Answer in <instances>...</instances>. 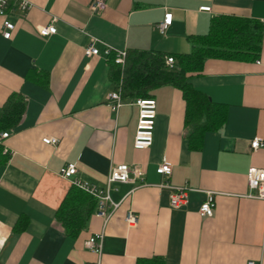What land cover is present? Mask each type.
<instances>
[{"label": "crops", "instance_id": "1", "mask_svg": "<svg viewBox=\"0 0 264 264\" xmlns=\"http://www.w3.org/2000/svg\"><path fill=\"white\" fill-rule=\"evenodd\" d=\"M22 1L30 10L13 0L0 14V117L16 96L25 101L17 127L0 130L9 134L0 145V264H264V202L247 197L248 171L264 169V148L251 149L255 138L264 141V0H107L100 14L91 13L92 0ZM167 13L172 25L161 33ZM220 17L262 27L258 56L208 60L190 75L192 88L215 104L211 119L200 120L201 139L182 92L172 85L154 90L153 144L136 150L139 108L124 97L117 112L109 108L116 85L105 50L187 55L193 38L208 35ZM6 21L15 26L10 40L2 36ZM52 25L57 33L43 38L39 32ZM90 45L98 56L86 57ZM164 161L169 178L157 173ZM68 164L77 166L72 180L101 189L119 165L144 175L113 184L118 209L106 227L96 202L73 238L57 221L77 189L59 174ZM164 184L190 189L188 204L172 209ZM208 193L215 212L201 217ZM128 212L138 217L135 228L125 222ZM103 232L99 256L87 242Z\"/></svg>", "mask_w": 264, "mask_h": 264}, {"label": "trees", "instance_id": "2", "mask_svg": "<svg viewBox=\"0 0 264 264\" xmlns=\"http://www.w3.org/2000/svg\"><path fill=\"white\" fill-rule=\"evenodd\" d=\"M261 37L262 27L256 22L220 17L212 21L208 35L193 38L190 54L132 51L127 53L124 68L116 65L112 56L109 75L116 88L122 82V95L131 100L149 99L151 93L162 86L172 85L177 88L189 103V122L199 126L194 134L199 135L197 139H201L206 125L201 127L200 120L203 116L211 119L215 104L192 88L190 75L202 72L208 60L254 59L260 52ZM167 57L175 61L172 68L166 65ZM24 107L25 101L21 96L9 101L0 117V130L16 128L22 119ZM195 140H192V146L198 148L201 142ZM1 152L0 148V165L3 158ZM95 205L96 201L92 197L72 188L57 212V221L69 236L75 238L84 229L86 216L89 217Z\"/></svg>", "mask_w": 264, "mask_h": 264}, {"label": "built area", "instance_id": "3", "mask_svg": "<svg viewBox=\"0 0 264 264\" xmlns=\"http://www.w3.org/2000/svg\"><path fill=\"white\" fill-rule=\"evenodd\" d=\"M13 0H0V14L5 12L10 3ZM18 6L21 11L30 10L31 6L29 3L17 0ZM91 13L100 14L107 9V0H92L89 6ZM203 11H209V8H203ZM172 25V14L167 13L165 15L164 21L159 24L158 29L161 33H164ZM14 24L9 21L4 22L2 29V36L6 40H10L12 37V32L14 31ZM40 35L43 38L50 37L57 33V29L52 26H47L43 28L40 32ZM106 56H114V63L121 68H124L126 65L127 52L125 51H115L112 48H107L105 50ZM85 55L87 58H93L99 55V51L94 48L93 45H90L85 50ZM174 59L172 57L166 58V65L169 68L174 66ZM133 105L139 108V119L137 125V131L134 140V148L136 150H147L153 144L154 130L157 117V105L154 99H135L132 103ZM123 105V95H122V82L118 87L108 95V106L113 112ZM9 137L8 133L0 134V145ZM44 144L47 145H56L58 141L54 138H45L43 140ZM264 148V141L255 138L251 143V149L257 151ZM77 166L75 164H68L66 167L62 168L60 171V176L67 180H72L74 176L77 175ZM157 173L160 176L169 178L172 175L171 164L164 161L157 169ZM143 172L137 167H130L128 165H119L114 167L108 177L106 186L104 189L98 188L97 186L90 185L78 181L77 179L72 180V185L77 189L85 192L86 194L93 197L97 202V217L103 219L104 225L109 222L113 214L118 209V204H115L110 199V189L115 183H128L131 180H141L143 177ZM131 176L133 177L131 179ZM247 183L249 188L248 198L261 200L264 202V169L251 168L247 173ZM163 189H168L171 191L170 196V206L172 209H180L185 207L189 202V192L191 191L187 187H172L168 184L160 186ZM216 208L215 195L208 193L206 200L200 206L199 215L201 217H212L214 215ZM125 222L129 228H135L138 224V217L133 212H128L125 218ZM104 232L98 235L93 236L87 242V248L93 251L94 253L101 256L103 251V241H104ZM2 248V243L0 241V251ZM249 264H255L250 262Z\"/></svg>", "mask_w": 264, "mask_h": 264}, {"label": "bare ground", "instance_id": "4", "mask_svg": "<svg viewBox=\"0 0 264 264\" xmlns=\"http://www.w3.org/2000/svg\"><path fill=\"white\" fill-rule=\"evenodd\" d=\"M131 105V104H130Z\"/></svg>", "mask_w": 264, "mask_h": 264}]
</instances>
